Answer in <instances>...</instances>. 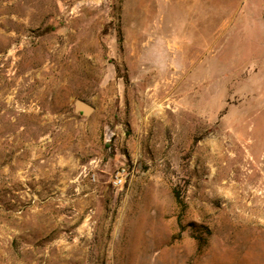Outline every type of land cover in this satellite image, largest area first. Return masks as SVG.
I'll list each match as a JSON object with an SVG mask.
<instances>
[{
    "label": "rangeland",
    "instance_id": "1",
    "mask_svg": "<svg viewBox=\"0 0 264 264\" xmlns=\"http://www.w3.org/2000/svg\"><path fill=\"white\" fill-rule=\"evenodd\" d=\"M0 264H264V0H0Z\"/></svg>",
    "mask_w": 264,
    "mask_h": 264
},
{
    "label": "built area",
    "instance_id": "2",
    "mask_svg": "<svg viewBox=\"0 0 264 264\" xmlns=\"http://www.w3.org/2000/svg\"><path fill=\"white\" fill-rule=\"evenodd\" d=\"M128 176H129V169L126 166L121 165L117 168L116 172L111 176L110 182L114 187H119L126 182ZM91 179L95 180L94 173L91 174Z\"/></svg>",
    "mask_w": 264,
    "mask_h": 264
},
{
    "label": "water",
    "instance_id": "3",
    "mask_svg": "<svg viewBox=\"0 0 264 264\" xmlns=\"http://www.w3.org/2000/svg\"><path fill=\"white\" fill-rule=\"evenodd\" d=\"M74 112L80 113L82 116L87 117L93 111V107L80 99L73 101Z\"/></svg>",
    "mask_w": 264,
    "mask_h": 264
},
{
    "label": "trees",
    "instance_id": "4",
    "mask_svg": "<svg viewBox=\"0 0 264 264\" xmlns=\"http://www.w3.org/2000/svg\"><path fill=\"white\" fill-rule=\"evenodd\" d=\"M174 196L176 197V201L179 203L180 201L176 193L174 194Z\"/></svg>",
    "mask_w": 264,
    "mask_h": 264
}]
</instances>
